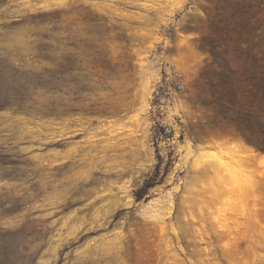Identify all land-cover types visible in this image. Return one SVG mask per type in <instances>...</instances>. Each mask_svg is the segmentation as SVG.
<instances>
[{
	"label": "rangeland",
	"instance_id": "rangeland-1",
	"mask_svg": "<svg viewBox=\"0 0 264 264\" xmlns=\"http://www.w3.org/2000/svg\"><path fill=\"white\" fill-rule=\"evenodd\" d=\"M0 264H264V0H0Z\"/></svg>",
	"mask_w": 264,
	"mask_h": 264
},
{
	"label": "built area",
	"instance_id": "built-area-1",
	"mask_svg": "<svg viewBox=\"0 0 264 264\" xmlns=\"http://www.w3.org/2000/svg\"><path fill=\"white\" fill-rule=\"evenodd\" d=\"M175 88H176L177 91H182L183 90V85L180 84V83H177Z\"/></svg>",
	"mask_w": 264,
	"mask_h": 264
}]
</instances>
